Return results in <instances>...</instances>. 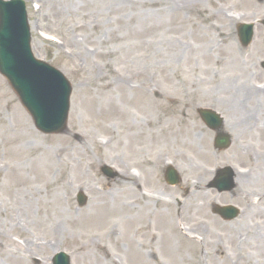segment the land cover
<instances>
[{
  "label": "rangeland",
  "instance_id": "1",
  "mask_svg": "<svg viewBox=\"0 0 264 264\" xmlns=\"http://www.w3.org/2000/svg\"><path fill=\"white\" fill-rule=\"evenodd\" d=\"M26 2L35 55L63 71L73 84V94L67 130L62 134H44L35 127L30 114L6 78L0 74V243L8 250L17 248L20 251L14 253L25 257L22 262L18 261L2 247L0 264H44L46 261L52 264L51 257L57 252L53 228L58 221H62L63 229L65 227L68 234L72 233L71 230L78 231L73 240L66 239L59 244L60 251L66 252L71 264H75V250L79 244L77 238L82 240V234H85L81 227L73 228V222L66 221V216H71V211L81 215L92 198L91 192L81 186L84 180L80 174L88 172L92 181H97L100 187L109 188L108 184L113 185L120 172L127 171L135 159L145 162L144 165L155 160L161 162L153 175L156 187L150 191L160 187L162 195L172 201L168 210L170 216L164 219L167 221L165 230L170 229L179 247L185 248L174 260L179 264H264V198L255 197V191L264 188V185H255L253 177L251 180L245 179L248 181L243 184L240 182L243 177L239 175L238 187L233 193L222 194L213 189L216 195L222 197V203L237 202L245 206V216L229 222H222L213 213L214 205L206 211L199 210L187 192L192 181L212 190L209 188L212 177L203 183L200 181L201 175L196 173L197 166L202 163L207 167L230 163L235 168L246 165L256 168L258 164L255 154H238L236 149L229 152L216 150L213 146L214 133L205 126L197 109L224 111L233 122L241 116L239 111H242L243 117L257 115L256 106L259 100L264 101V96L252 95L248 98L249 93L243 84L250 87L260 79L261 63L264 61L263 29L258 27L253 42L244 47L237 35V24L264 17V1ZM169 5L178 6L183 11L168 14L165 7ZM170 16L172 20L167 19ZM208 43L211 44L206 51L210 55L204 58V46ZM122 72L137 75L143 72L142 76L131 78L126 85L128 88L138 89L139 83L145 79L150 87L159 85V88L172 94L165 100L159 97L160 91L152 92L151 100L159 114L154 119L162 120L159 136L155 134L156 129L149 132L154 123L149 122L146 115H139L133 122L142 126L138 130L132 129L130 133H136L135 140H128L124 114L104 107V104L111 102L109 97L118 98L120 91L116 87L122 85L118 81V74ZM189 86L195 92L183 101L193 105L192 109L188 108L189 119L186 121L179 114V101L173 102L171 97H177L182 92L188 94ZM238 89L241 91L238 96L240 104L232 103ZM216 98L222 101L221 106L212 102ZM125 105L123 101L122 107L126 109ZM72 124H78L80 130L92 133L99 140L98 144L90 143L85 148L71 133ZM187 125L195 128L190 137L176 138L172 135L176 131H185ZM21 126L28 132L23 133ZM238 126L245 128L242 124ZM80 146H83V150ZM173 150H180V155L184 154L174 162L182 176L179 186L167 184L164 178L166 155L171 156ZM49 157L51 159L47 164L50 167H44L42 174L36 173L34 165L47 161ZM68 163L69 167H65ZM104 166L110 167L115 175L107 176L102 170ZM64 183L68 191L64 192V188L58 191L63 201L55 200L54 190L48 195V190ZM241 190L245 191V196L240 194ZM80 191L88 197L83 206L79 205L77 199ZM125 195L127 200L128 194ZM247 195L253 198L246 200ZM46 198L54 201L49 203V211L42 209ZM178 199L187 200L181 212L178 210ZM157 206V210L165 207L161 203ZM172 210L175 211L174 215H181L180 221L178 217L172 221ZM62 214L65 215L64 220ZM125 215L123 212L112 217L115 227H119L117 234L101 238L103 243L119 264H137L130 260L125 251L129 246L137 252L139 262L157 264L158 260H147L142 256L145 253L151 258L146 247L138 244L143 243L144 239L141 238L138 243H132L129 239L128 232L126 234L123 229L128 224L124 222ZM213 218L223 224L217 227L211 225ZM120 222H124V225ZM180 230L193 233L192 242L183 239ZM145 240L148 241L147 238ZM28 241H37L38 246L35 244L28 248ZM106 256H102L105 261H95L93 264L109 262V256ZM171 260L170 256L165 255L166 264H171Z\"/></svg>",
  "mask_w": 264,
  "mask_h": 264
},
{
  "label": "bare ground",
  "instance_id": "2",
  "mask_svg": "<svg viewBox=\"0 0 264 264\" xmlns=\"http://www.w3.org/2000/svg\"><path fill=\"white\" fill-rule=\"evenodd\" d=\"M193 4V3H192ZM194 5V4H193ZM166 12L168 14H172L173 12L177 13L180 11H183L182 8H178V6L172 5L169 7H165ZM162 11V9H161ZM155 20L157 19L155 16H153ZM167 18V17H166ZM168 20H172L173 17L170 16V18H167ZM166 19V22H167ZM168 23V22H167ZM98 26V24L96 25ZM95 28V27H93ZM210 42V41H209ZM211 43H208L204 46V58H207V56L210 55L209 51H206L209 49ZM212 49V47H211ZM201 52H203L201 50ZM139 75L136 73H125L122 72L121 74H118V81L119 83H122V85H118L116 87L118 92V98L116 97H109L108 99L111 100L110 103L104 104V107L108 109L109 111L115 112V113H123L127 122L126 126L127 130V139H134L136 133L131 134L130 131L132 129H139L142 125L139 123H134V118H138L139 115H146L149 122L154 123V126H151L149 128V132L155 130L156 135H160V130L162 129V120L157 119V121L154 119L155 116L159 117L157 109L153 105V100H151L152 92L154 90L160 91L158 92L160 94V98L162 99H168L172 94L164 90L163 88H159V85L150 87L148 84V80L143 79L139 84L140 87L138 89L128 88L126 85L131 81L132 77H139L143 75V72H138ZM130 79V80H129ZM115 89V90H116ZM189 92H182L177 97H171L173 102L179 101L180 103V110L179 114L182 116L183 119L186 121L189 119V116L187 115V111L189 112L188 108L192 109L193 105H189L191 102H183L185 100H188V97H191V94L195 92L191 86H189ZM237 94L233 100L232 103L240 102V99L237 100L238 96H240V91L237 90ZM149 94V95H147ZM184 94L185 96H183ZM181 96V97H180ZM185 97V98H182ZM153 99V98H152ZM165 99V100H166ZM217 100H213L212 102L218 104L219 106L222 105V101L218 98ZM125 101L126 109L122 107V103ZM182 101V102H181ZM78 105H80L78 103ZM215 105V104H214ZM77 110V103L75 105V108L73 112ZM92 111V109H89ZM239 111V110H238ZM91 113V112H89ZM144 113V114H142ZM241 116H238V120L240 122L244 121V117L242 114V111H239ZM249 121V120H247ZM76 126H73L71 133L74 135V138L82 143V145L87 148V146L90 143L98 144V139L90 132L88 131H82L80 130V125L75 124ZM23 133H27V130H24L25 127L21 126ZM185 131H176L172 133L173 136L176 138L180 137H186L191 135V132L193 128H190L187 126L184 127ZM184 131V132H183ZM116 138V137H114ZM161 138V137H160ZM158 138V140L160 139ZM123 143V139L121 140ZM109 144V141L107 142ZM83 150V146H80ZM75 158V157H74ZM50 157L45 162L36 163L34 165V171L40 174L43 173V168L48 169L50 167V164H47L48 161H50ZM70 163V162H69ZM69 163L65 165V167H69ZM158 160H155L153 162H150L147 166L142 164V162L138 159H135L133 163H131L127 171L120 172V175L118 176L117 180L113 181V185L108 184L109 188H102L99 186L97 181H92L91 175L88 172H82L80 175L82 176V179L84 180V184L81 185L83 188H85L87 191L91 192L92 198L90 199V205H88L87 209L83 211V213L80 215L74 214L71 211V216H66L68 222H73L72 227L76 229H80L85 234H82L83 239H79V244L77 249L75 250V264H93L95 261H101L104 260L102 256L106 255L109 256V262H105L104 264H119L116 260L113 254L111 253L110 249L106 247V245L103 243L104 238L106 236L113 237L116 235V229L119 227H115V222L112 219L115 215H120L123 212L126 213L125 215V221L128 222L127 228H123L124 231L128 232V237L132 241V243H138L141 238L144 239V242H139L138 244L140 246H143L147 251L150 252L151 258L149 259V256L145 253H142V256L147 260L156 259L157 264H166L165 262V255H168L172 258L170 261L171 264H179L177 260H174V257L177 256L180 252L184 251L185 248L183 246H180L176 243V237H172V231L168 229L165 230V227H167V221L165 222L166 216L169 217L171 212H168L169 208L172 206V201H169L166 197H163L160 193V187L156 189L155 191H150L151 189L155 188L156 185L153 183V175L155 174V168L159 164ZM45 164V165H44ZM76 165L78 163H75ZM84 163H81L83 165ZM87 165L88 163L85 162ZM208 165L207 164H200L197 166L196 173L201 175L200 181L203 183L206 182L207 178L210 176V172H208ZM132 168H137L138 171H140L139 176H135L131 173ZM52 167L49 169L51 171ZM66 171L65 169H63ZM206 177V178H205ZM198 182H194L188 191L191 196V201L196 203V207L199 210L206 211L208 207H210L212 204H215L216 202H219L222 197L219 195H216L214 191L208 189L207 186H204L202 183L197 184ZM65 183L59 184L56 188L52 187L50 190H48V195L50 192L54 190L55 200L58 202L63 201L61 194L58 192L61 189H63L64 192H67L68 190L65 189ZM101 185V184H100ZM128 194V198L126 200V195ZM50 202H54L53 199H45L43 201L42 209L44 211H49V204ZM161 203L163 206L167 207L164 209H156L155 207H158L157 204ZM174 209V208H173ZM60 210L62 211L63 208L60 206ZM179 210V209H178ZM177 210V211H178ZM176 211V209H175ZM172 210V221H174L177 217L180 221L181 215L178 213L176 215L173 214L175 212ZM39 213V212H38ZM64 215V214H62ZM77 216V217H74ZM208 218L210 216L206 214ZM176 217V218H175ZM65 218V215L63 217V220ZM212 218V217H211ZM152 221H151V220ZM42 225L44 223L40 221ZM124 222H120L122 225H124ZM211 225H214L217 227L218 225H221L223 223H220L217 221V219L213 218L210 220ZM177 224L179 225L180 222L177 221ZM161 226L163 229H161ZM121 229V228H120ZM122 230V229H121ZM72 233L68 234L65 227L63 229V223L62 221H58L53 228V233L56 237V242H54L55 250H58L60 247V243L66 239L73 240L75 235L78 231L71 230ZM182 234V238L185 240H189V242H192L194 235L191 232H186L184 230H180ZM180 234V233H179ZM180 234V235H181ZM141 235V236H139ZM139 237V238H138ZM102 238V239H101ZM145 238L148 239V241L145 240ZM138 239V240H137ZM87 240V241H86ZM119 242V240H116ZM34 242V243H32ZM130 243V242H129ZM38 246L37 241H28L26 243V247H34V245ZM131 244V243H130ZM19 245V244H18ZM46 246V245H45ZM4 248L5 246L0 243V248ZM264 247V244H262V248ZM16 249V250H15ZM20 250H17V248L8 250L5 247V252H9L12 257L16 258L18 261L25 260V257L23 258L20 256V254H16L14 252H17ZM126 253L128 254V257H130V260L135 261L137 264H143L142 262H139L137 258V252L131 249V246L127 247L125 249ZM102 258V259H101ZM105 261V260H104ZM44 264H49L48 261H46Z\"/></svg>",
  "mask_w": 264,
  "mask_h": 264
},
{
  "label": "water",
  "instance_id": "3",
  "mask_svg": "<svg viewBox=\"0 0 264 264\" xmlns=\"http://www.w3.org/2000/svg\"><path fill=\"white\" fill-rule=\"evenodd\" d=\"M240 30L243 45H249L253 38L252 26H244V30L243 27ZM0 72L32 114L39 130L44 133H62L66 130L71 83L60 70L34 57L22 0H0ZM202 115L207 123L219 126L218 122H212L211 113L202 111ZM224 144L222 138L218 140L220 147ZM231 187L226 186V189ZM85 200L86 197L82 196L81 203ZM56 264H69V258L65 254L58 255Z\"/></svg>",
  "mask_w": 264,
  "mask_h": 264
},
{
  "label": "flooded vegetation",
  "instance_id": "4",
  "mask_svg": "<svg viewBox=\"0 0 264 264\" xmlns=\"http://www.w3.org/2000/svg\"><path fill=\"white\" fill-rule=\"evenodd\" d=\"M264 1V0H258ZM264 63L262 62V65ZM264 67V66H263ZM261 71L259 73L260 79L257 80L261 82L264 78V68H260ZM252 74L251 72H248ZM264 96V92H262ZM264 101L259 100L257 105V115L252 117V120L243 121V122H226L225 120V131L232 135V144L227 152L236 149L238 154L241 153H252L255 154V161L258 162L256 165L255 171V185L261 183L264 185ZM260 110V111H259ZM263 114V115H261ZM239 124L245 126V128L241 129ZM238 156V155H237ZM240 156H238L239 158ZM240 159V158H239ZM257 192H263L264 188L259 189ZM235 194V193H234ZM233 194V196H234ZM240 194H244L245 191H242ZM229 204V203H228Z\"/></svg>",
  "mask_w": 264,
  "mask_h": 264
}]
</instances>
